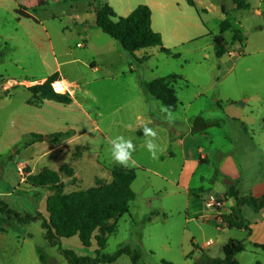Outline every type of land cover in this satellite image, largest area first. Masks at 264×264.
<instances>
[{
  "label": "rangeland",
  "instance_id": "obj_1",
  "mask_svg": "<svg viewBox=\"0 0 264 264\" xmlns=\"http://www.w3.org/2000/svg\"><path fill=\"white\" fill-rule=\"evenodd\" d=\"M260 2L264 0H249V10L238 11L236 20L242 28L229 20L231 27L241 30V39L237 42L245 41L240 52L236 50L238 44L233 43V50L239 52L240 57L228 60L226 66L218 71L209 47L206 50L209 59L206 60L191 52L207 48L208 39L184 45L179 49L180 59L165 56L157 48L139 50L133 55L123 51L95 27L94 10L99 4L107 3L101 0H23L19 4L0 0V196L7 193V189L15 190V195L6 200L18 210H12L0 199V230H9L7 237H0V264H40L38 248L46 256L47 264H67L57 248L46 242L42 222L38 220L39 217L48 219L45 203L52 191L48 187L34 193L31 189H28L29 192L19 191L24 187L21 184L22 170L29 168L30 171L40 172L47 168L58 172L63 165L69 166L74 174L72 178L59 173L63 191L67 194L89 189L94 186L95 180L110 182L112 169L122 166L113 163L108 139L118 135L131 139L130 132L138 118L144 117L156 105L164 108L158 101L146 99L141 94L138 81L146 83L177 75L179 78L171 79L170 86L183 106L171 113L172 119L186 118L197 129L199 123L208 122L211 127L207 131L216 141H222L226 131L231 135L238 134L240 127L228 120L218 126V119L210 118L209 112H204L206 116L203 120L196 111H205L209 104L204 99L216 95L222 97L223 103L225 100L235 102L224 105L225 113L236 118L244 117L249 135L264 145V3L261 5ZM108 3L120 16L146 2H126L124 10L117 7L122 2ZM24 8L29 10L36 22L17 20L15 11L20 9L24 12ZM187 10L195 14L192 9ZM208 16V27L217 32L220 14L210 12ZM154 21L156 24L161 22L156 13ZM230 34L226 31L222 38L228 46L231 44ZM83 39H86L87 45L80 48L77 44H83ZM50 44L54 52L50 50ZM92 59L98 64V70L94 72L88 69ZM57 67L76 81L83 84L92 82L86 91L89 100L83 102L86 114L75 106L53 102L44 101L33 106L35 113L43 112L49 117L51 125L54 123L53 126L56 124L65 128L67 124L78 131L66 132L69 134L65 138L53 137L54 132L51 131L46 134L48 138L45 142L49 144L43 152L42 149H28L21 143L26 137L31 139L30 135L25 137L22 133L27 126L34 124V120L30 108L25 105L27 100L31 101V94L22 87L34 85L20 84L19 87V83L21 79H26L28 84L34 83L42 76H48V79L52 74H58ZM70 89L80 102L83 97L78 88L71 85ZM2 94H8L6 99ZM199 95H203L202 99L197 98ZM246 98L251 107L247 110L241 107ZM220 118L225 120V117ZM163 121L169 122L165 118ZM42 153L44 156L38 160ZM133 158L137 164L164 175L178 171L177 160L160 164L151 158L144 145L136 146ZM259 169L264 174V161ZM205 172V168L200 167L188 187L194 189L199 183L196 177L204 176ZM136 175L133 184L136 198L130 203V212L117 220L116 232L108 237L102 253L112 255L120 247L129 245L139 253V264H190L194 243H203L214 231L185 222L192 214L184 210V194L170 196L177 190L148 172L136 170ZM201 185L202 191H206L208 185ZM2 205L17 212L18 217L3 213L6 208ZM155 216L157 218L154 219ZM25 217H36L37 221H26ZM193 238L195 242L192 243ZM61 245L62 249H71L80 257L93 258L97 249L93 239L91 246L85 248L77 237L64 239ZM246 252L241 259L242 264H252L263 254L254 257L250 251ZM122 261L131 264L126 256H122L120 263Z\"/></svg>",
  "mask_w": 264,
  "mask_h": 264
},
{
  "label": "crops",
  "instance_id": "obj_2",
  "mask_svg": "<svg viewBox=\"0 0 264 264\" xmlns=\"http://www.w3.org/2000/svg\"><path fill=\"white\" fill-rule=\"evenodd\" d=\"M10 1L19 4V2L23 0ZM101 1L107 2L103 4L109 5L112 9L113 7L108 2H122L117 4V7L121 8L120 10H124L123 7L126 6V2H146L144 5L148 6L151 11V27L153 31L160 34L163 46L169 48V50L171 49L173 51H177L174 53L179 52V59L181 58L179 50L180 48H182L184 45H191L205 39H208L207 48H198L191 50V52L199 54L203 60H206L209 59V55L206 53V50H208L209 47L212 51L214 59L216 60L213 64L218 71H221V68L226 66L228 60H237L241 55L239 52L242 49V42L244 43L245 40L241 42H234L238 44L236 46V50H239L238 53L233 50V43L228 46V44L222 40L226 31L231 32L229 38L230 40H232L235 31L241 32V30L231 27L232 25L229 22V20L234 21L236 25L241 27L240 23L236 20L238 11L240 10L236 8L234 0ZM245 1L249 4V0ZM189 2H191V5ZM260 3L263 5L264 2ZM137 6L138 5L130 8L124 12V15H120L118 17H126ZM187 8L195 11V14H191ZM24 9L26 10L24 13L31 15L27 8ZM210 12H216V14H220L217 32H212L213 30H211L207 25V18L209 17L208 15ZM154 13H156L161 19V22L158 24H156L154 21ZM257 15H259V12H257ZM233 17H235V19ZM224 22L228 23L229 26L228 28L222 30L220 27ZM83 42V44H77V46H80V48L85 47V45H87L86 39H83ZM224 47H226V52L220 57H217V50ZM50 50L54 52L51 44ZM242 55H244V53H242ZM196 64L200 65L201 63L197 62ZM85 66L87 67L86 64ZM88 69L93 72L98 70V64L94 59L88 63ZM55 70L58 72V74L55 73L58 77L57 80L52 83L51 88H53L55 83H58L62 86V90L57 91L53 88L54 92L57 94L67 93L71 98V103L69 105L62 106H75L82 113L86 114L84 111L83 102L85 100H89L86 91L90 88L92 82L83 84L81 81H76L69 75H65L60 67H57ZM47 77L48 76H42L37 79L36 82L29 84L26 79H21L19 87L21 86L20 84H25L26 86L43 84ZM185 83L188 84L187 82ZM71 85L78 88V92L82 95L83 98L80 102H78L73 96V91L70 89ZM138 87L141 94L144 95L146 99H151L146 96L140 88V81H138ZM25 88L29 87H22V89L26 90ZM83 88L85 90H82ZM1 96H3V94ZM202 97L203 95H199L197 98L202 99ZM221 99L222 97L217 95L204 99L206 100V103L209 104V107H207L205 111H196V113H198V116L202 117L204 120V117L206 116L204 112H209L210 118L216 117L218 119V126L225 124L226 120L231 121L232 123H237V125L240 127L238 134L235 133L231 135L232 133L226 131L222 137L223 140L216 141L212 134L207 131V129L211 127L208 122L199 123L198 129L193 127L194 123L190 122L186 118L177 119L178 117H175L171 120V122H164L163 119L166 117V113L162 112L161 108L156 105L151 108L150 111L144 115V117L138 118L136 125L130 132L131 140L135 146H143L145 140L143 135V125L147 124L149 127L155 129L158 134L156 143L160 146V151L157 153L158 159L155 160L160 164L172 163L173 160H177L179 162V165H177L178 171L176 173L172 172L164 175L153 171L148 167H145V165L136 164L135 167L131 168L148 172L174 187L177 191L170 194V196L181 193L184 194V210L192 214V217L186 219L185 222L188 224L192 223L195 226L201 225L214 231V234L201 244H197L194 241V238L192 239V243L195 242L194 245L197 249H194V255L190 261V264H194L204 254L211 259H222V248L229 240L241 241L245 246V251L237 256L239 264H242L241 259L247 253L246 251H250L254 257L260 256L259 253H263L260 258H255V260L252 261V264H264V251L255 247L256 245L264 247V207L258 212H255L252 207L249 206L241 207V214L246 223L248 231L229 229L222 221V217L229 214L231 209L234 208L236 204L233 198L226 197V193L230 190V188H234L240 197H264V174H261V170L259 169L260 164L262 165V162L264 161V145L259 144L255 140V137H251V135H249V129L247 128L248 125L245 123L244 117L236 118L228 116L225 113L224 105H233L235 102L231 100H225L223 103ZM247 99L248 98L243 99V104L241 105V107L245 110L251 108L249 107L250 101ZM29 101L30 100H27L25 105L31 110L34 124H32L30 127L27 126L26 129H24V133L22 134L25 137L32 134L39 135L42 136L43 139L42 141L33 143L26 148L37 150L42 149L43 152L45 150V146L49 144L45 142V140L48 138V136H46L47 133L51 131L54 132L53 134L60 132L66 133L74 130L78 131L74 127L67 124L65 128L58 127L56 124L53 126L54 123L51 125L52 122L49 121V117L43 112L35 113L33 106L29 105ZM178 101L180 102V100ZM182 106L183 105L180 102L179 107L175 111L170 112L174 113ZM220 117H225V120ZM35 119L37 122H35ZM43 154L44 153L39 156L38 160L44 156ZM200 167L205 168V175L197 176L196 180L199 183L194 189H190L188 186H190V183L194 180L196 172ZM38 172L32 170L30 171V174L35 175ZM109 179L111 180V174H109ZM21 184L24 185V187L19 191L27 192L28 189H31V192L34 193V191L39 190L26 184L24 178H21ZM133 184L131 188L134 192ZM201 184L208 185L206 191H202L203 186ZM196 190H199L198 192H200V195L196 192ZM6 192L7 193L5 194L2 193L0 199H3V201L12 210L18 211L17 209L11 207L6 200L15 195V190L7 189ZM209 195H215L224 198V207L220 211H215L207 207L206 199ZM153 218L155 219L157 216ZM8 232L9 230L0 232V237H7L9 234ZM63 240L64 239L60 241V245ZM215 245L217 246L214 247ZM121 258L122 256L112 264H119ZM120 264H125V261H122Z\"/></svg>",
  "mask_w": 264,
  "mask_h": 264
},
{
  "label": "trees",
  "instance_id": "obj_3",
  "mask_svg": "<svg viewBox=\"0 0 264 264\" xmlns=\"http://www.w3.org/2000/svg\"><path fill=\"white\" fill-rule=\"evenodd\" d=\"M191 5V2H189ZM238 10H249L250 6L245 0H234ZM17 20L26 19L33 22L36 20L21 10L15 11ZM95 27L104 35L112 39L120 49L133 55L143 49L157 48L165 56L179 59L180 55L174 53L163 46L160 34L153 31L151 27V11L146 5H138L126 17H118L113 9L107 4H101L94 10ZM229 24L224 22L221 29L228 28ZM240 32L235 31L231 44L240 41ZM226 52V47L220 48L216 56L220 57ZM2 53H0V58ZM147 60V58H144ZM176 75H169L164 78L154 79L146 83H140V88L146 96L158 101L163 107L170 111H175L180 102L176 91L170 86L171 79H177ZM57 80V74L50 76L43 84L25 88L31 94L29 105L38 106L44 101L53 102L59 105H69L70 96L57 94L51 88L53 82ZM53 89V90H52ZM8 94H4L6 97ZM69 133H58L52 135L57 138H65ZM26 137L21 145L28 147L33 143L42 140V136L30 135ZM26 184L33 188L40 189L48 187L52 191L46 199L45 209L48 219L41 220L42 230L45 232V240L51 246L57 248L59 255L67 264H112L119 257L126 256L132 264H139L140 255L138 252L125 245L119 248L112 255L103 254L109 236L116 232V222L123 215L130 212V203L134 201L135 194L132 191V184L136 179V170L133 168L115 167L111 171V181L103 182L95 180L94 186L71 193H64L63 183L59 173H64L66 177L72 178L73 171L69 166L63 165L58 172L42 169L38 174L31 175L29 168L22 170ZM227 198H233L235 207L230 213L222 217L223 223L229 229L248 231L246 223L241 214V207L249 206L255 212L264 207V197H240L234 188L226 193ZM6 208L3 213L18 217V213ZM26 221H37L36 217H25ZM0 232H2L0 230ZM77 237L81 245L85 248L91 246L92 239L96 242L97 249L94 257H80L72 250L62 249L60 241ZM264 251V247L255 246ZM194 249H197L194 246ZM245 251L243 242L229 240L222 248V259H211L201 256L194 264H239L237 256ZM40 264H47L46 256L40 248L37 249Z\"/></svg>",
  "mask_w": 264,
  "mask_h": 264
},
{
  "label": "clouds",
  "instance_id": "obj_4",
  "mask_svg": "<svg viewBox=\"0 0 264 264\" xmlns=\"http://www.w3.org/2000/svg\"><path fill=\"white\" fill-rule=\"evenodd\" d=\"M166 113V119L171 122L172 114L167 107L161 109ZM144 146L149 152L152 159H158L157 153L160 151V146L156 143L158 139L157 131L147 124L143 125ZM110 145L111 159L113 163L118 164L124 168L135 167L137 162L133 158V153L136 151V146L130 138L123 135H118L115 138L108 140Z\"/></svg>",
  "mask_w": 264,
  "mask_h": 264
},
{
  "label": "built area",
  "instance_id": "obj_5",
  "mask_svg": "<svg viewBox=\"0 0 264 264\" xmlns=\"http://www.w3.org/2000/svg\"><path fill=\"white\" fill-rule=\"evenodd\" d=\"M206 205L210 209L220 211L224 207V198L215 195H209L206 199Z\"/></svg>",
  "mask_w": 264,
  "mask_h": 264
},
{
  "label": "bare ground",
  "instance_id": "obj_6",
  "mask_svg": "<svg viewBox=\"0 0 264 264\" xmlns=\"http://www.w3.org/2000/svg\"><path fill=\"white\" fill-rule=\"evenodd\" d=\"M53 88H54L55 90H57V91H61V90H62V86H61L60 84H58V83H57V84L55 83V84L53 85Z\"/></svg>",
  "mask_w": 264,
  "mask_h": 264
}]
</instances>
